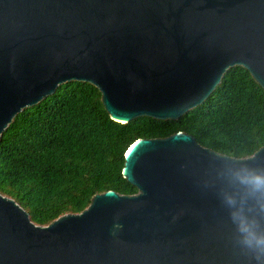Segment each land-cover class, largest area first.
Returning <instances> with one entry per match:
<instances>
[{
  "label": "water",
  "instance_id": "1",
  "mask_svg": "<svg viewBox=\"0 0 264 264\" xmlns=\"http://www.w3.org/2000/svg\"><path fill=\"white\" fill-rule=\"evenodd\" d=\"M235 67L264 90V0H0V141L71 81L117 123L178 121ZM242 162L264 170V147L237 159L184 132L139 139L123 169L137 194L95 195L48 226L0 194V264H249L223 203Z\"/></svg>",
  "mask_w": 264,
  "mask_h": 264
},
{
  "label": "trees",
  "instance_id": "2",
  "mask_svg": "<svg viewBox=\"0 0 264 264\" xmlns=\"http://www.w3.org/2000/svg\"><path fill=\"white\" fill-rule=\"evenodd\" d=\"M184 132L219 154L252 157L264 147V90L242 67L230 69L203 105L178 121L144 117L113 121L100 90L71 81L25 109L0 141V194L14 199L32 221L48 226L80 214L95 195L138 190L124 177L125 155L139 139Z\"/></svg>",
  "mask_w": 264,
  "mask_h": 264
},
{
  "label": "clouds",
  "instance_id": "3",
  "mask_svg": "<svg viewBox=\"0 0 264 264\" xmlns=\"http://www.w3.org/2000/svg\"><path fill=\"white\" fill-rule=\"evenodd\" d=\"M230 190L223 203L239 248L249 264H264V170L240 163L226 173Z\"/></svg>",
  "mask_w": 264,
  "mask_h": 264
}]
</instances>
